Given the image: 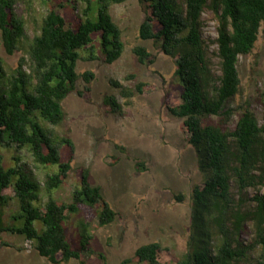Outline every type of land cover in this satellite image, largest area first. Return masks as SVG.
Wrapping results in <instances>:
<instances>
[{
  "label": "trees",
  "instance_id": "trees-1",
  "mask_svg": "<svg viewBox=\"0 0 264 264\" xmlns=\"http://www.w3.org/2000/svg\"><path fill=\"white\" fill-rule=\"evenodd\" d=\"M83 1L85 7L75 28L68 25L63 14L51 9L41 17L39 32L30 37L17 7L18 0H0L2 45L8 54L17 50L24 53L11 70L0 56V143L27 148L34 162L42 166H59L58 171L46 173L41 182L25 163L6 169L0 156V206L11 199L5 190L12 187L19 205L14 218L22 220L19 225L8 224L0 213V234L10 231L36 240L34 248L52 264L79 258L80 250L90 249L92 236L86 228L81 234L80 249L69 242L64 225L68 212H76L81 204H86L99 207L100 225L110 224L117 217L101 188L90 183L87 171L73 190L71 202L62 203L52 196V190L68 178L71 164L61 161L48 124L62 122V101L77 89L78 80L83 77L89 82L94 77L90 71L82 75L77 72L79 49L90 45L93 35L100 33L105 61L112 63L121 57L125 47L122 30L110 7L127 0H98L96 19L88 16L92 0ZM141 2L146 9L139 36L159 43L177 63L182 87L180 102L169 105V110L183 118L182 130L194 147L204 174L192 189L187 248L177 264H264V121L260 122L249 101L238 109L232 102L241 87L239 58L253 50L264 23V0ZM206 8L213 11L218 21L217 36L212 41L217 49L212 52L202 30ZM133 50L137 62L153 61L145 46L137 45ZM214 52L220 59L219 75L212 67ZM145 86V82H138L135 88L124 87L123 95L142 93ZM111 102L114 110L121 107L116 98H111ZM262 103L264 108V93ZM235 114L236 121L231 124ZM63 140L71 144L68 138ZM233 185L242 194L251 187L257 189L253 208L243 209L244 197L235 199ZM43 189L48 197L36 205ZM183 197L176 195L179 200ZM37 220L43 225L41 231L35 225ZM247 221L253 226L250 242L240 236ZM162 252L159 242L143 244L136 249L135 259L164 264Z\"/></svg>",
  "mask_w": 264,
  "mask_h": 264
},
{
  "label": "rangeland",
  "instance_id": "rangeland-1",
  "mask_svg": "<svg viewBox=\"0 0 264 264\" xmlns=\"http://www.w3.org/2000/svg\"><path fill=\"white\" fill-rule=\"evenodd\" d=\"M17 7L26 21V33L33 37L39 32L41 17L51 9L63 14L68 25L75 28L85 2L18 0ZM97 9L98 0H92L88 16L96 19ZM145 9L141 0H127L110 7L113 19L122 30L125 47L121 57L112 63L105 61L101 34L95 33L91 44L79 49L76 65L79 74L90 71L94 77L89 82L83 77L78 80L77 89L62 101L65 111L62 122L55 126L48 124L59 146L61 161L71 164L68 178L52 190L53 198L62 203L71 202L73 190L87 171L90 183L101 188L104 198L117 212L116 220L106 225L98 223L99 207L81 204L78 211L68 212L64 225L72 247L81 248V234L85 228L92 238L89 250H80L79 258L63 264H147L135 259V251L151 242L162 245L164 264H177L187 248L191 193L204 174L198 166L196 151L182 130L183 118L169 110V105L180 102L182 87L176 72L177 63L159 43L139 36ZM202 19L203 36L210 43V51H215L217 44L212 41L217 36V17L206 8ZM137 45L145 46L152 53L153 61L137 62L133 50ZM23 54L21 50L8 54L0 38V56L8 70L17 66ZM211 56L213 70L219 75L220 59L215 52ZM238 70L241 87L232 100L233 105L238 109L249 101L250 108L263 122L264 23L253 50L240 56ZM138 82L146 83L144 92L130 97L123 95L124 87L135 88ZM111 98H116L121 107L114 110ZM236 117L237 114L231 124ZM64 137L71 144L63 140ZM0 156L6 169L25 163L41 182L46 173L56 172L59 167L58 164H37L27 148L19 149L15 145L0 143ZM256 191L251 187L242 194L232 186L236 200L244 197L243 209L255 206L253 195ZM5 193L11 199L2 203L0 213L6 223L19 225L22 220L14 218L19 205L13 188ZM180 194L184 196L182 200L176 198ZM47 197L43 189L40 201L35 204L43 203ZM35 225L42 230L41 221L37 220ZM240 236L251 241V221L245 223ZM27 242L21 234L2 232L0 264H52L37 252L35 257L27 254ZM35 244L36 240H32V245Z\"/></svg>",
  "mask_w": 264,
  "mask_h": 264
},
{
  "label": "crops",
  "instance_id": "crops-1",
  "mask_svg": "<svg viewBox=\"0 0 264 264\" xmlns=\"http://www.w3.org/2000/svg\"><path fill=\"white\" fill-rule=\"evenodd\" d=\"M26 251V250H25ZM35 252H37V250L33 247V250H31V251H26V253L27 254H30V255H33L34 257L36 256L34 253ZM37 254L39 255V256H41L38 252H37ZM41 257H43V256H41ZM37 258V257H36ZM41 260V259H40Z\"/></svg>",
  "mask_w": 264,
  "mask_h": 264
},
{
  "label": "built area",
  "instance_id": "built-area-1",
  "mask_svg": "<svg viewBox=\"0 0 264 264\" xmlns=\"http://www.w3.org/2000/svg\"><path fill=\"white\" fill-rule=\"evenodd\" d=\"M27 249H28V251H30L31 250V248H33L34 247V245H32V240H29V239H27ZM31 242V243H30Z\"/></svg>",
  "mask_w": 264,
  "mask_h": 264
}]
</instances>
